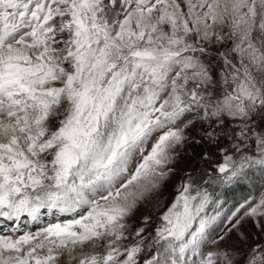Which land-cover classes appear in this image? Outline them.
Returning a JSON list of instances; mask_svg holds the SVG:
<instances>
[{
	"label": "snow or ice",
	"instance_id": "snow-or-ice-1",
	"mask_svg": "<svg viewBox=\"0 0 264 264\" xmlns=\"http://www.w3.org/2000/svg\"><path fill=\"white\" fill-rule=\"evenodd\" d=\"M0 264H264V0H0Z\"/></svg>",
	"mask_w": 264,
	"mask_h": 264
}]
</instances>
